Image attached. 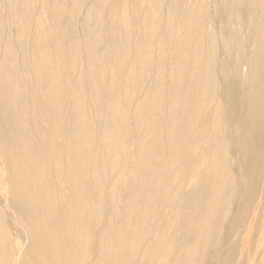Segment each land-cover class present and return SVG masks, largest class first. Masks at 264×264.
Returning <instances> with one entry per match:
<instances>
[{"label":"bare ground","instance_id":"6f19581e","mask_svg":"<svg viewBox=\"0 0 264 264\" xmlns=\"http://www.w3.org/2000/svg\"><path fill=\"white\" fill-rule=\"evenodd\" d=\"M0 264H264V0H0Z\"/></svg>","mask_w":264,"mask_h":264}]
</instances>
